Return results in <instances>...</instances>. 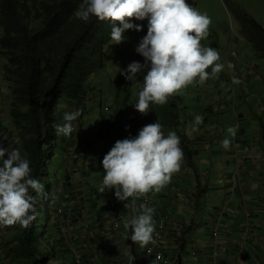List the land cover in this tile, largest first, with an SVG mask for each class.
<instances>
[{
  "label": "trees",
  "instance_id": "trees-1",
  "mask_svg": "<svg viewBox=\"0 0 264 264\" xmlns=\"http://www.w3.org/2000/svg\"><path fill=\"white\" fill-rule=\"evenodd\" d=\"M80 4L81 0H0V55L7 60L5 74L12 95V124L10 127L0 120V147L19 148L30 160L31 175L44 185L37 195L39 215L30 227L14 224L1 228L2 235L6 227L14 230L5 242L12 246L8 250L11 264H58L68 253L61 231L65 224L61 226L58 221L57 208L68 210L65 203L56 208L54 190L55 177L62 178L60 167L64 162L58 157H63L66 142L56 135L53 125L60 123L68 103L80 110L77 120L82 121L91 112L87 110L91 89L86 82L107 66L106 46L111 41L109 21L93 16L84 22L74 15ZM240 18L248 27L256 54L264 59V27L244 10ZM156 105L158 108L149 107L145 120L149 115L152 123L158 120L162 126L174 128L185 145L187 135L179 130L182 118L174 94L166 104ZM114 114L101 117V129L108 130L107 135L102 133V140L125 131L124 112ZM129 117L133 125L127 128L135 136L140 127L131 114ZM68 182L70 178L65 184L72 185ZM67 219L74 220L73 216ZM188 232L185 229L183 234ZM79 235L77 232L76 237ZM88 243L93 244L91 240ZM186 243V239L179 242L181 251ZM176 264H182V260Z\"/></svg>",
  "mask_w": 264,
  "mask_h": 264
},
{
  "label": "clouds",
  "instance_id": "clouds-1",
  "mask_svg": "<svg viewBox=\"0 0 264 264\" xmlns=\"http://www.w3.org/2000/svg\"><path fill=\"white\" fill-rule=\"evenodd\" d=\"M74 15L84 22L93 16L101 21H109L110 39L115 44L127 39L124 35L126 30H143L142 24L130 18L134 17L136 21L147 19V32L135 48L143 56L144 62L132 61L120 71L131 81L138 73H143L142 88L133 104L141 114L149 112L150 103L164 105L169 96L189 84L203 85L209 77H216L225 67L215 48L200 43L208 34L211 18L186 0H81ZM245 33L248 36V28ZM209 67L210 72L207 71ZM231 67L229 62L228 68ZM232 80L233 83L240 82L235 76ZM64 110L69 111L64 112L63 123H54L53 128L56 135L68 137L75 130L72 122L81 113L71 103ZM106 110H109L108 106ZM203 122V116L195 115L192 130L196 131ZM161 129L162 125L157 120L144 125L135 136L116 140L101 161L104 175L97 191L104 193L106 189H114L115 197L122 202L149 191H160L170 181L172 174L179 171L183 159L179 136L174 131L165 135ZM227 132L232 137L236 135L234 127H229ZM221 144L228 149L231 141L225 137ZM31 172L30 160L19 148L0 147V228L14 224L28 228L39 215L36 209L37 195L43 192L44 185ZM141 207L139 214L125 220L124 227L131 229L129 239L144 247L154 240V223L152 209L146 205ZM223 207L226 212L227 205L219 210ZM201 210L203 212V208ZM65 219L69 222L67 217ZM86 230H89L85 234L91 240L92 228L88 226ZM194 233L193 230L186 246H193ZM195 240L197 243L198 239ZM195 248L198 250L197 245ZM184 252V249L181 251L176 247L174 253L177 262L181 259L184 264Z\"/></svg>",
  "mask_w": 264,
  "mask_h": 264
},
{
  "label": "crops",
  "instance_id": "crops-1",
  "mask_svg": "<svg viewBox=\"0 0 264 264\" xmlns=\"http://www.w3.org/2000/svg\"><path fill=\"white\" fill-rule=\"evenodd\" d=\"M229 62L234 64L232 60ZM255 64L237 59L236 68L240 70L245 67H254ZM226 75L223 77L222 74H219L216 79L205 81L206 88H203L204 92L199 97L200 100L203 97L205 105L199 110L189 108L190 114L182 119L179 127L182 133L187 135L185 145L188 148L181 141L185 147L183 153L185 162L181 160L179 171L172 174L171 179L174 178V182L170 180L160 191H151V193L156 209L164 205V200L170 201L172 221L169 224L167 238L164 240L165 247L175 251L176 237H179L181 242L184 239L188 241L191 239L193 230L195 232L196 228L199 229L197 233L198 256L193 257L188 253L190 255L189 264H211L210 252L213 237L210 234V229L216 221V217H219V208L223 205H227V207L225 215L221 217V233L218 242L220 264L236 263V249L243 237L246 210L252 213L253 238L243 254L242 261L243 264H264V94H262L260 87H257V82L253 81L251 84L249 81L248 85L250 86L242 90L238 86H232L233 75ZM197 86L200 87V84ZM235 96L243 102L241 110L233 109L234 106L231 102ZM149 107L158 108L156 104H150ZM66 111L69 110H64V112ZM130 114L136 120L135 125H138L140 119H144L141 124L152 123L149 115L145 120L146 114L143 116ZM197 114L204 117V122L198 126L196 131H193L192 124L194 116ZM213 115L218 118L212 117ZM128 125H133L132 119L129 120ZM229 127L235 128V137L227 132ZM165 128L168 130L170 127L162 126V132L167 135L168 131H165ZM225 137L231 141L228 149H225L221 144ZM208 163L210 168L207 167ZM100 166L104 174L103 166L101 164ZM214 170L216 172L215 181L212 180ZM204 172L207 173V182H205ZM236 176L237 184H235ZM101 180L97 186L93 187V190L97 192L98 203L100 201L105 204L101 197H105L110 191L107 189L104 193L97 191ZM204 200L208 203L209 209L201 216L200 210ZM215 200L218 202L215 203ZM221 200L222 203L218 206ZM199 216H201L200 220H198ZM103 224L98 222V219H94L93 227L97 230L95 233L100 238L98 232ZM183 227L189 229L187 235L183 234L185 230H181ZM180 230L181 235L179 234ZM97 235L96 241L85 248L87 253L94 254L91 259L93 264H108L103 259L107 254L106 257L109 258V261L117 260V256L114 255L117 248L110 242L112 248L105 250L101 238L99 248L96 249L99 241ZM127 235L128 232H126L123 223L125 246L131 244L129 237L128 239L126 237ZM1 236L2 230L0 228V249ZM135 246L138 248L140 245L135 243ZM178 249L180 248L178 247ZM186 249H188L187 246L184 248V253H187ZM97 251L98 255L95 256ZM61 259L63 260L62 264H72L70 256ZM0 264H10L2 251H0ZM184 264L188 263L184 262Z\"/></svg>",
  "mask_w": 264,
  "mask_h": 264
},
{
  "label": "rangeland",
  "instance_id": "rangeland-1",
  "mask_svg": "<svg viewBox=\"0 0 264 264\" xmlns=\"http://www.w3.org/2000/svg\"><path fill=\"white\" fill-rule=\"evenodd\" d=\"M186 2L197 8L200 12L206 13L207 16L211 18V23L208 27V34L200 41V43L204 46L213 47L219 52L221 57L220 62L225 65L224 69H222L219 74H222L223 77L227 76L226 74L237 77L240 82L233 83V80L230 78L232 80L231 84L232 86L234 85V87H240L242 90H245L250 86L248 85L249 81L251 84L253 81L257 82V87H260L262 94H264V59L256 54L254 45L248 40V36L245 33L246 28L248 27L242 20H240L241 12L246 10L250 16L252 15V17H255L264 26V0H186ZM130 19L135 23L142 24L144 26L143 30H126L124 33L127 37L126 40L119 44H115L114 41L111 40L106 46L107 66L93 74L86 82L91 89L87 96V110H90L91 112L89 114L87 113L82 121L76 119L72 122L75 130H73L70 136L64 137L63 135H60L61 140L66 143L64 146L63 157L58 158H60L59 161L64 163L60 167L62 178L59 180L55 177L56 183L54 186L56 193V208L57 206H61L62 203H65L64 207L68 210L66 211V209L62 207L57 208L58 221H61V226L66 223V217L69 218L73 216L74 220L71 222L69 221V224L67 223V226H69L71 230V234L76 236L79 231L81 234L88 233L89 230L87 231L86 228H84L85 224H87L92 228L93 237L91 238V241L94 243L96 241L97 234L95 232L97 230L93 227L94 219L92 216L98 215V222L104 223L98 234H100L102 238V244L105 250L112 248L111 245H113L111 241L112 229L107 222L105 213L110 204V199L117 198L114 195L115 190L113 189L110 191L112 192L111 195L101 197V200H104L106 205L102 204L100 201L98 203V195L97 192H94L95 190H93V187L97 186L99 180L103 178L104 174L100 164L102 165L101 161L104 155L110 150L116 140L132 136V131L126 127L131 119L129 114L145 115L141 114L138 110L134 112L135 108L133 106L138 99V92L142 88L143 73H138L133 77L132 81L126 79L125 76L120 73V71L126 69L127 65L132 61L144 62L143 56L138 54L135 51V48L140 39L147 32V19L144 21H136L134 17ZM0 35H2V31H0ZM237 59H241V61L248 62L249 64L257 63L254 67H245L240 69V71L236 68ZM229 60L234 62V64L231 63V68H228ZM251 60L253 61L251 62ZM6 64V58L0 55V120L11 127L12 119L10 116V106L12 95L5 74ZM207 71L210 72V67ZM219 74L216 77H209V79H216ZM205 84L206 83L200 85V87L197 86L199 85L198 83L189 84L180 92L174 94V98L180 106L182 119L190 114L188 112L189 108L199 110L205 105L203 97L201 100L199 99V97L202 96L201 93L204 92L203 88H206ZM101 103L103 107L101 106ZM242 103L243 102L240 98L235 96L234 100L231 102L234 108H231L234 110H241L243 108ZM106 106L109 107V110H106ZM119 110L124 112L123 122L125 125L123 124V127H126L125 131L122 130L119 133L105 136V140H102V133H104V135H107L108 133L107 129H101L102 115L106 114L108 117H111L112 114ZM62 117L60 123H63ZM212 117L218 118L214 115ZM143 121L144 119H140L138 127L142 128L146 125L145 123L141 124ZM165 131H174L176 134L178 133L174 128H168V130L165 128ZM180 146L184 153L185 147L182 144L181 139ZM182 161L185 162V159L183 158ZM204 166L205 164L203 167ZM207 167L210 168L209 163L207 164ZM212 174V180L215 181V170ZM203 175L205 177V182H207V173L204 172ZM68 178H70L71 181L68 183H72V185L65 184L68 181ZM170 180H172V182L175 181L174 178ZM67 187H70L69 191ZM62 194H65V196L62 197ZM205 202L206 200L203 201V203ZM214 202L217 203L218 200H215ZM221 203L222 200L218 206H220ZM68 207H70V209H68ZM60 209L63 210V213L60 212ZM200 212L202 216L203 213L201 210ZM201 216L198 217V220H200ZM184 229L185 227L181 230ZM181 230L179 231L180 235L182 234ZM5 232V235L1 236V243L3 242L4 245L1 244L0 251H2L3 255L10 263V253L8 250L11 249L12 246L6 245L5 242L11 239L14 230L6 227ZM97 236L99 241L96 249L99 248L101 240L99 235ZM193 238L192 240H194ZM179 242H181L179 241V237H176V247L179 246ZM124 246L125 243L123 241L122 248L117 247V252L122 253L121 251L124 250ZM187 248V253H185V263L189 264L188 260H190V255L195 257L193 255V250L195 248L191 244H187ZM117 252L114 253L115 256H117ZM188 253L190 255H188ZM97 255L98 251L95 256ZM106 256H104L103 259L108 264L116 263L114 259L109 261V258ZM64 257L69 258L67 254H65ZM176 263L177 260L175 261V264Z\"/></svg>",
  "mask_w": 264,
  "mask_h": 264
},
{
  "label": "built area",
  "instance_id": "built-area-1",
  "mask_svg": "<svg viewBox=\"0 0 264 264\" xmlns=\"http://www.w3.org/2000/svg\"><path fill=\"white\" fill-rule=\"evenodd\" d=\"M111 194L112 192H109L107 195ZM142 205H146L152 209L154 240L144 247L139 246L138 248H136L135 244L130 240L131 244L124 246V250L121 251L122 253L117 252V260H115V264H175L176 255L174 251L169 250L164 245V240L169 231V224L170 221H172L169 201L167 199L164 200V205H162L161 208L156 209L154 207V198L152 197L151 191L139 194L135 196V198L130 197L125 202L119 201L118 199H110V204L106 209L105 217L108 219L112 229L111 241L113 246L115 248H122V242L124 240L123 223L133 215L139 214L142 211ZM202 208V213L204 214V211L209 208L208 203L205 202ZM60 212H63L62 209H60ZM218 214H220L219 217H216V221L210 229V234L213 237V245L210 252L211 264H220V248L218 242L220 239L221 217L225 215V207L221 208ZM251 216L252 213L246 210V223L243 227V237L236 249L237 260L235 264H243V254L252 241ZM85 228H88L87 224H85ZM61 231L65 234V247L72 258V264H92L93 262L91 259L93 258V255H90L84 249V247L88 245L90 236L88 234H81L74 237L71 234L70 228L66 225L61 228ZM126 232H128V235L126 236L128 239L131 234V229H126ZM198 232L199 229L196 228L193 238L194 240L192 242L194 248L197 245L195 239ZM197 251L196 248L193 250L194 256H198Z\"/></svg>",
  "mask_w": 264,
  "mask_h": 264
},
{
  "label": "bare ground",
  "instance_id": "bare-ground-1",
  "mask_svg": "<svg viewBox=\"0 0 264 264\" xmlns=\"http://www.w3.org/2000/svg\"><path fill=\"white\" fill-rule=\"evenodd\" d=\"M249 246V245H248Z\"/></svg>",
  "mask_w": 264,
  "mask_h": 264
}]
</instances>
